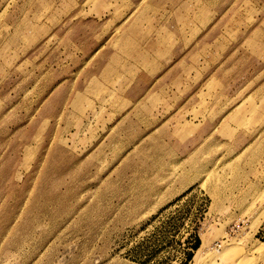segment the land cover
Instances as JSON below:
<instances>
[{
  "label": "rangeland",
  "instance_id": "374dc122",
  "mask_svg": "<svg viewBox=\"0 0 264 264\" xmlns=\"http://www.w3.org/2000/svg\"><path fill=\"white\" fill-rule=\"evenodd\" d=\"M261 245L264 0H0V264Z\"/></svg>",
  "mask_w": 264,
  "mask_h": 264
},
{
  "label": "crops",
  "instance_id": "0c3cea01",
  "mask_svg": "<svg viewBox=\"0 0 264 264\" xmlns=\"http://www.w3.org/2000/svg\"><path fill=\"white\" fill-rule=\"evenodd\" d=\"M142 6L144 7V10L147 8L148 9V6H146V2H144L143 4H142ZM150 8L152 7V6H149ZM141 17H144V14H140V16L138 15V17H137V19H136V23L134 24V25H132V26H130L128 29H126V32H130V33H132V35H120V36H118L116 39H117V42L118 43H122V46L120 47V48H123V49H125L126 48V45L127 44H129V42H130V44H134V46L135 47H137V45H138V40H136V41H133L131 38H134V36H135V34H137L138 32L140 33L141 31H142V33L145 31L144 30V28H143V24H140V20H141ZM156 41V39H154L153 40V44H154V46H155V43H157V42H155ZM182 48H184V47H179L175 52H174V54H172V57L174 56V55H179V54H181L182 52H184V50H182ZM178 50H181V51H178ZM178 51V52H177ZM120 55H122V54H115V55H113V59L111 60V62H110V64H109V66H108V68H107V71H110V67H111V69H113V67L115 66V64L116 63H119V59H120ZM139 58L140 59H144V61L143 62H141L140 61V63L141 64H143V65H145V64H147V65H152V64H154L155 65V62H151V61H149V60H145V58H144V56H142V55H139ZM150 75V74H149ZM211 82H213V80H211ZM209 84H210V81H209V83H208V86H209ZM137 92H139V90L137 89L136 90ZM149 94V91L147 92V93H144L140 98H138L137 99V102L139 101V100H145L147 97V95ZM152 94H155V93H152ZM156 96H157V94H155ZM143 97H146V98H143ZM197 122H200V119H198V121ZM185 123H189V121H186V122H184V123H182V125H184ZM196 124V123H195ZM183 140H186V139H183Z\"/></svg>",
  "mask_w": 264,
  "mask_h": 264
},
{
  "label": "bare ground",
  "instance_id": "6f19581e",
  "mask_svg": "<svg viewBox=\"0 0 264 264\" xmlns=\"http://www.w3.org/2000/svg\"><path fill=\"white\" fill-rule=\"evenodd\" d=\"M138 35V34H137ZM134 39H135V37H134ZM137 39V38H136ZM144 60H142L141 62H143ZM211 83H213V82H211ZM210 85V84H209ZM211 85H213V84H211ZM239 121L240 122H242L243 121V119H239ZM204 244H206V242H204ZM204 244H203V246L200 248V250H199V254L201 255V256H205V254H206V249H205V246H204ZM228 248H224V251H223V253H218V254H211L210 256H209V259H210V261H211V264H215V262L217 261V259L219 258V259H221V263L222 264H240L241 262H243V258L241 257V256H239V257H237L236 255H235V257H237L236 259L234 258V260L232 261V260H229V259H227V256H225V254L228 252V251H225V250H227ZM257 252L259 253V254H262V255H264V245H261V246H259V248H257ZM213 262V263H212Z\"/></svg>",
  "mask_w": 264,
  "mask_h": 264
},
{
  "label": "trees",
  "instance_id": "16d2710c",
  "mask_svg": "<svg viewBox=\"0 0 264 264\" xmlns=\"http://www.w3.org/2000/svg\"><path fill=\"white\" fill-rule=\"evenodd\" d=\"M198 244H199V242L197 241V244L195 245L196 248H198ZM189 258H191V256H189Z\"/></svg>",
  "mask_w": 264,
  "mask_h": 264
},
{
  "label": "built area",
  "instance_id": "2783aa9c",
  "mask_svg": "<svg viewBox=\"0 0 264 264\" xmlns=\"http://www.w3.org/2000/svg\"><path fill=\"white\" fill-rule=\"evenodd\" d=\"M218 246V245H217Z\"/></svg>",
  "mask_w": 264,
  "mask_h": 264
}]
</instances>
